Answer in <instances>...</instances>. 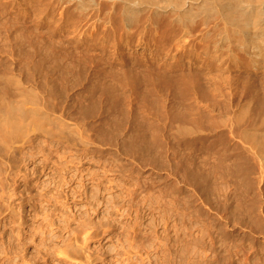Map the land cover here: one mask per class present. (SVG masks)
<instances>
[{"label":"rangeland","instance_id":"1","mask_svg":"<svg viewBox=\"0 0 264 264\" xmlns=\"http://www.w3.org/2000/svg\"><path fill=\"white\" fill-rule=\"evenodd\" d=\"M13 17L0 16V108L23 91L25 107L81 123L91 142L31 132L16 141L14 169L0 150V264H60L67 237L89 222L93 264H264V69L227 56L221 69L206 66L217 65L212 55L160 50L164 37L135 48L136 25L135 36L106 39L131 48L74 49L102 36L33 39L42 29ZM71 160L80 171L70 167L66 184Z\"/></svg>","mask_w":264,"mask_h":264},{"label":"bare ground","instance_id":"2","mask_svg":"<svg viewBox=\"0 0 264 264\" xmlns=\"http://www.w3.org/2000/svg\"><path fill=\"white\" fill-rule=\"evenodd\" d=\"M11 13H13L14 15L13 17L14 21H17L18 18L24 20V29L28 30V28H31V26L33 25H35L37 31L42 29L41 30L42 33L35 31H31L29 33L31 36L34 34L38 38L40 36L53 38V36H55L58 33L60 36L61 33L64 34L77 33L80 37L82 36L83 38H86L87 35L102 36V41L100 43H95L87 47L74 46L73 47L74 49L85 48L87 51L91 50V51H100V52H105L112 48L117 50L122 48L127 49L130 47L128 41H125L124 45L121 46V45H112L110 44V42H107L106 39L109 36H114V35L115 36L120 35L121 37H127L128 39L132 36H135L137 33L136 31H138L139 32L138 35L140 36V39H139V43L135 47L138 49H142V50L150 49L149 44L145 42L146 37H150L152 39L164 37L166 42L164 41L159 44L158 48L160 50H165L167 52L175 51L181 55H190V54L197 55L199 52L207 56L212 55L213 61H216L215 63L217 65L206 63V66L210 65L211 67H219L221 69L222 66H224L225 64V62L222 60L221 57L226 58L225 56H227L232 59L233 61L232 64L236 68L245 67V63L246 61H248V64L252 69L254 70L259 68L264 69V0H0V16L1 15L9 16L11 15ZM51 23L57 25H55V27L51 29L50 28ZM134 25H136L135 26L136 31H133ZM117 27H120V30L115 31ZM44 28H47L46 32L44 31ZM32 38L35 39L33 36ZM52 47L57 48L59 50L63 49V46L61 45L55 46V44H52L49 47H46L43 44H39L38 42L36 43L29 42L28 44L26 43L24 44V49L32 48V49H36V51L38 52L40 50H48V48H52ZM28 94L32 95L31 91H29ZM20 95L22 98L19 97L20 98L19 100L16 99V100L6 101L5 103L2 104V108H0V145L6 148L4 149L1 148L0 146V150L3 149L7 153V154H3V151L1 150L3 156L5 155L6 158L8 159L7 161H9L10 163L9 169L16 168L15 167L16 162L21 163L22 160L20 159V161H18L19 160L18 158H20V156L17 158L16 155L17 154L16 148L19 147V146H15V144L17 143L16 141L20 139V142H23V144L28 143V142L24 143V141L26 140L23 141L21 140L28 136L30 137V135L28 134H30L31 132L46 134V136H48L49 134L52 135L53 133H57V134L60 133V135L63 134L62 135L63 137L64 135H66L68 137L67 139L64 137L66 141L69 138L73 140H77L73 142L74 143L73 145L75 147L76 145H78L79 147V144L78 143L76 144V142H78L79 140H80L79 143L84 145L83 147H85L86 144H88L86 143L87 142L86 140L90 136L87 139L84 136L83 137L85 139H82L83 137L80 138L81 136L80 137L78 136L82 133V131L87 130L84 129L83 127L84 130L82 129L81 132L79 131L80 133L78 132V128L82 126L81 123L75 121L76 123L72 122L73 124H69L66 123L65 119H62V117L60 118V116L58 117L55 115H50V113L48 114V112L46 113L44 111H41L38 107L27 108L24 105L26 103L24 102L25 100L23 98L24 92L22 91ZM244 110L245 108L242 109V111ZM62 136L58 137V139L63 138ZM62 140H63L62 142H65L64 139ZM29 142L31 143L32 140L30 139ZM90 142L91 141H89V144ZM60 144L65 145L64 143H60ZM262 144H263L262 148L264 149V142ZM83 147L81 146V148ZM82 150H84V148L80 149V151ZM84 151L86 152V149ZM18 152H19V148H18ZM32 154L31 155L27 154V155L33 158ZM86 154H88V151L86 152ZM64 155L61 154L59 156L61 157ZM75 159L74 161H76V163L80 166L82 164L81 163L82 161L80 162V160L82 159H80L79 161ZM4 161L5 160L3 159L2 162ZM42 161L44 163V160ZM71 161H68L67 163ZM9 163L6 164L9 165ZM65 163H63L64 166L57 164V167L58 165L65 167ZM71 163L72 164H67L69 167L66 166L65 169L62 170L63 172L61 173L63 174L60 175V173L57 172V170L60 169L61 167L58 168L53 173L55 174L57 172V174L59 173L58 175L60 176L65 175L64 177H61L63 178L62 180H64L67 173L70 174L71 172L70 167L76 168L77 166V165L75 166L76 163H74L73 161ZM83 165L81 166V168L83 167ZM2 169L3 168H1V170ZM4 171L5 168L3 170V173ZM8 171L6 170L5 173H7ZM79 171L80 168H78L75 171L74 175L73 174L71 175H73V177L74 176L76 177V174ZM16 174L17 173H15V175ZM7 176H10V174ZM104 177H102V179ZM10 178L12 180V176L9 177V180ZM70 178L72 177L70 176ZM94 178L96 177L94 176ZM58 181L60 180L58 179ZM2 183L5 184V182ZM65 183L67 184V181ZM101 184L102 186L105 185L104 181L103 183L100 182L99 184H97L98 188L101 186ZM2 186L5 185L2 184ZM12 186L13 185H11V187ZM114 186L116 185L114 184ZM1 190H3L1 191V193H3L4 189L1 188ZM14 190L12 188V191ZM94 191L96 192V189ZM100 192H105V190ZM100 192L99 194L101 195ZM96 195L94 196L96 197ZM12 196H14V194ZM92 196L93 195H91V197ZM109 199L112 201L113 198L111 197ZM89 202L91 201L89 200ZM1 204L2 203H0V205ZM63 204L65 205V203ZM12 209L13 208H11V210ZM88 224L84 223V230H83L84 234H82L84 236L81 237L80 234L78 236V233L74 232L73 236L70 235V238L67 237L68 243H67V248L65 250L66 258L64 259L61 258V260L59 261L60 264H93V262L96 261L94 258H92V256H90L89 251L85 247L86 241L88 239V234H87L88 226H89ZM84 255H86L85 256L86 260L83 261L75 260L76 258H80L81 256ZM3 264H9L7 259H5Z\"/></svg>","mask_w":264,"mask_h":264}]
</instances>
